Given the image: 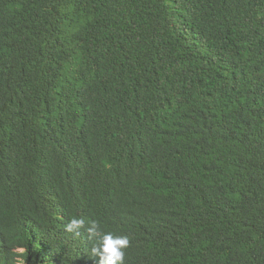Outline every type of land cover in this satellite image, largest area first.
I'll use <instances>...</instances> for the list:
<instances>
[{"label":"trees","instance_id":"16d2710c","mask_svg":"<svg viewBox=\"0 0 264 264\" xmlns=\"http://www.w3.org/2000/svg\"><path fill=\"white\" fill-rule=\"evenodd\" d=\"M105 234L264 264V0H0V264H99Z\"/></svg>","mask_w":264,"mask_h":264},{"label":"clouds","instance_id":"9594fccd","mask_svg":"<svg viewBox=\"0 0 264 264\" xmlns=\"http://www.w3.org/2000/svg\"><path fill=\"white\" fill-rule=\"evenodd\" d=\"M85 221L80 218H73L66 225L69 232L78 231L84 227ZM98 225L95 222H90L87 231L96 235ZM128 245L127 237L113 236L112 234H105L99 240L96 247L93 248V253L99 258V264H122L124 252Z\"/></svg>","mask_w":264,"mask_h":264}]
</instances>
